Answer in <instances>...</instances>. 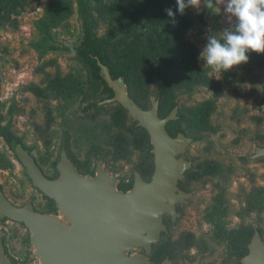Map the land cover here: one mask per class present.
<instances>
[{
    "label": "rangeland",
    "instance_id": "1",
    "mask_svg": "<svg viewBox=\"0 0 264 264\" xmlns=\"http://www.w3.org/2000/svg\"><path fill=\"white\" fill-rule=\"evenodd\" d=\"M49 1L33 0L17 16L16 26L0 29V189L16 205L31 202L36 210L72 227L56 201L33 185L6 134L29 148L50 178L60 177L57 166L63 151L92 180L102 159L116 184L134 181L135 171L149 181L155 162L153 144L149 151L141 143L137 121L111 100L115 91L111 96L103 79L75 51L84 42L80 0H67L72 13L57 24L46 15ZM89 2L96 32L103 35L108 21L96 10L97 0ZM225 8L222 3L209 9L202 0L199 8L184 10L191 21L185 39L198 51L199 71L212 80L184 86L172 98L177 108L173 121L178 123L170 121V130L176 135L178 126L193 138L179 155L192 163L178 181L188 195L175 204V219L164 214L167 230L151 252L132 247L129 255L151 258L159 250L164 256L160 264L167 259L171 264H246L257 231L264 241V156H256L264 147V53L249 51L246 63L221 73L200 56L209 35L234 26L235 18ZM121 37L110 47L114 55L125 46ZM257 57L262 61L256 62ZM32 86L43 88L47 96L35 94ZM150 89L155 91L157 85ZM153 99L155 95H148L147 107H142L150 109ZM206 102L214 105L209 125L192 131L197 126L195 109ZM0 232L10 264H43L25 223L0 214Z\"/></svg>",
    "mask_w": 264,
    "mask_h": 264
},
{
    "label": "water",
    "instance_id": "2",
    "mask_svg": "<svg viewBox=\"0 0 264 264\" xmlns=\"http://www.w3.org/2000/svg\"><path fill=\"white\" fill-rule=\"evenodd\" d=\"M98 64L108 86L115 91L111 100L126 108L137 124L148 131L155 170L149 181L135 171L132 189L123 191L102 166V159L97 160V177L92 180L82 175L63 151L57 166L60 177L50 178L30 150L18 143L15 153L33 185L53 198L74 223L68 227L56 216L36 210L31 202L18 206L0 189L1 216L23 222L31 229L43 264H152L151 258L129 255L128 250L141 246L150 253L153 243L167 230L164 214L175 219V204L188 195L179 189L178 181L192 163L179 155L193 138L183 131L173 135L167 127L177 118V108L161 116L158 98L152 100L150 109L142 107L131 97L123 77L114 78L107 65L101 60ZM256 156H264V147L257 149ZM244 262L264 264V241L258 231ZM0 264H10L3 252L1 232ZM162 264L171 262L167 259Z\"/></svg>",
    "mask_w": 264,
    "mask_h": 264
},
{
    "label": "trees",
    "instance_id": "3",
    "mask_svg": "<svg viewBox=\"0 0 264 264\" xmlns=\"http://www.w3.org/2000/svg\"><path fill=\"white\" fill-rule=\"evenodd\" d=\"M32 1L0 0V29L7 25L16 26L17 16ZM89 3V0H80L84 42L75 51L93 73L103 79L111 96L114 95V90L102 77L98 60L109 67L114 78L125 79L131 97L141 106L147 107L145 101L148 95H155L160 100L161 116H166L174 108L172 98L180 88L212 83V80L198 69L196 47L185 39L191 21L179 12L177 0H109V3L97 0L96 10L103 20L108 21V30L100 36L96 32ZM166 9H171L174 17H169ZM71 13L72 5L67 0H50L46 6V15L56 24L65 20ZM121 36L124 37L125 46L122 47L121 53L114 55L110 47L115 40L122 38ZM254 60L259 62L262 58L257 57ZM153 84L157 85L155 91L150 89ZM32 90L39 96H47L45 90L39 86H32ZM213 108L212 102H206L195 109L197 126L192 127V131L208 127ZM136 123L134 127L143 132L141 143L146 144L150 151V135L145 128L137 127ZM171 123L176 124L178 121L172 120ZM167 127L172 133L170 124ZM177 131L185 132L178 126ZM6 140L14 150L20 143L10 133L6 134ZM133 184L134 181L120 182L118 188L128 191L132 189ZM163 257L161 251H154L151 255L152 264H160Z\"/></svg>",
    "mask_w": 264,
    "mask_h": 264
},
{
    "label": "clouds",
    "instance_id": "4",
    "mask_svg": "<svg viewBox=\"0 0 264 264\" xmlns=\"http://www.w3.org/2000/svg\"><path fill=\"white\" fill-rule=\"evenodd\" d=\"M202 0H177L181 14L188 6L199 8ZM209 9L216 4H225L226 12L235 18L232 28L225 29L219 35H209L207 44L200 56L205 65L214 72H222L233 66L246 63L247 53H264V0H203ZM169 17H174L171 9L165 10Z\"/></svg>",
    "mask_w": 264,
    "mask_h": 264
},
{
    "label": "flooded vegetation",
    "instance_id": "5",
    "mask_svg": "<svg viewBox=\"0 0 264 264\" xmlns=\"http://www.w3.org/2000/svg\"><path fill=\"white\" fill-rule=\"evenodd\" d=\"M172 218V217H171Z\"/></svg>",
    "mask_w": 264,
    "mask_h": 264
}]
</instances>
